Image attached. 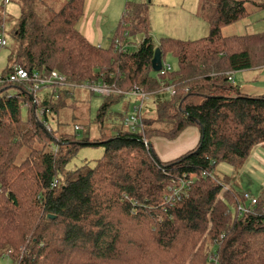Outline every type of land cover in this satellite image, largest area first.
I'll return each instance as SVG.
<instances>
[{"label":"trees","instance_id":"1","mask_svg":"<svg viewBox=\"0 0 264 264\" xmlns=\"http://www.w3.org/2000/svg\"><path fill=\"white\" fill-rule=\"evenodd\" d=\"M15 1L20 18L2 75L13 66L44 77L58 72L76 87L0 86V258L11 251L10 264H264L263 196L254 213L241 214L242 195L216 175L222 164L241 170L264 149V94L244 95L232 82L233 74L264 68V33L222 34L249 15L246 3L259 11L264 3L202 0L210 35L163 39V61L172 55L178 69L161 75L153 72L156 48L135 5L127 4L114 41L145 38L135 52H120L114 41L98 47L79 31L88 0H68L48 22L36 11L41 0ZM92 83L155 96L175 85L176 94L158 96L159 120L142 116L143 130L133 132L124 126L128 113L111 112L128 99L114 92L97 111L100 137L79 141L76 118L64 122L61 114L67 101L78 102L79 87ZM42 109L49 113L40 118ZM192 128L200 133L194 149L169 162L157 157L156 140L175 141ZM81 146H103L105 155L68 172ZM183 182H193L188 198L168 205L170 188Z\"/></svg>","mask_w":264,"mask_h":264},{"label":"rangeland","instance_id":"2","mask_svg":"<svg viewBox=\"0 0 264 264\" xmlns=\"http://www.w3.org/2000/svg\"><path fill=\"white\" fill-rule=\"evenodd\" d=\"M7 1L10 2L7 3ZM51 1L53 0H43L42 3L39 1L36 4V11L41 17V20L44 22H48L52 18V13L50 11L55 12L60 9L56 8V10H54V8H50ZM252 1L264 3V0ZM128 3L130 5H135L141 17L147 21L149 32L156 49H159L161 41L165 38L194 42L205 39L210 35V25L200 15V6H202V0H93L90 4L91 15H100L102 14V11H104L105 7H108L102 17L104 21L102 25L107 28L105 40L102 43L103 48H110L113 45V41L120 24L124 23L122 16L126 14V7ZM88 4L89 0L86 5V10ZM0 8H4V13H2L3 15H6L7 19L6 34L3 37L7 41V46H0V76H3V71H6L9 68L8 58L14 46L12 32L16 28L20 18L21 9L15 0H0ZM246 10L248 11L249 15L246 16L244 20H241L234 25L225 27L222 30V34L224 36H245L264 33V10L259 11V9L253 6L250 1L246 3ZM95 19L97 22L98 17ZM144 38V35H139L135 38L129 39V52H135L137 48H139ZM115 41L121 42L119 39ZM163 64L167 67H170L172 72L178 69L177 59L170 54L165 56ZM83 90L84 91L78 90L76 93L78 102H66V108L62 111L61 117L63 118L64 122L71 121L73 117L76 118L75 120L78 126L75 128L78 131L76 132L79 141L98 139L100 135L97 133L98 129L96 127L98 126L95 124V120L97 111L103 104L104 99L93 94L91 95L88 90ZM158 96L163 100L172 97L167 92V87H164ZM158 96L151 95L150 100L145 103L143 110L150 102H154L152 101L153 98ZM152 103H150L151 107ZM139 104L140 101L138 99L129 97L126 101L114 106L111 109V112H127L129 115H131L133 114L135 107H138ZM154 104L155 105L152 108L149 106L144 110L146 112L145 114L143 113V118L153 117V119L159 120V115L156 116L158 104ZM113 122L114 121L112 120V123ZM154 125L156 128L169 130V126L166 123H154ZM54 126L55 124L53 123V127ZM71 126H73L72 122ZM111 127L109 126L108 131H111ZM66 128H68V130L71 132L73 130L71 127ZM197 131L198 130H194L192 134H190V139H192L194 135H200L197 134ZM74 134H76L75 131ZM164 140L167 142L153 143L155 154L160 160L163 161L171 160L182 155L188 150L194 148L193 145L195 144L193 142L189 145H184L181 136L175 141H170L166 138H164ZM160 150L169 152L175 157L166 159L167 157L161 156ZM104 155L105 149L103 146H81L77 150L76 155L70 161L66 170L68 172H75L84 166L93 167ZM26 156L27 154H22L17 160L21 161L25 159ZM216 175L221 181H225L227 179L231 180L230 184H227L224 189L231 188L241 195L244 193H249L256 198L263 196L262 199L264 200V149L257 148L241 170H236L229 165L222 164L218 167ZM10 254L11 251H8L4 257L0 258V264H10Z\"/></svg>","mask_w":264,"mask_h":264},{"label":"built area","instance_id":"3","mask_svg":"<svg viewBox=\"0 0 264 264\" xmlns=\"http://www.w3.org/2000/svg\"><path fill=\"white\" fill-rule=\"evenodd\" d=\"M130 1V0H127ZM8 2V1H7ZM0 46H7V41L4 38H0ZM115 48L120 52H129V43L123 44L120 41H115ZM171 68L167 67L163 64L161 72L158 74L165 75L168 72H171ZM28 83L32 82L35 84V91H39L44 86H61V87H72L75 88L74 83H68L66 77L61 75L58 72H52L49 76L44 77L38 73H33L30 75L24 69L18 68L17 66H13V73L7 76H0V86L10 83ZM85 87V88H84ZM79 88H83L91 91L94 95L99 96L100 98L106 100L110 98V96L114 92H118L119 94L125 95V97H134L140 101L138 107H135L133 114L128 115L124 120V126L130 129L133 132L142 131L143 130V122H142V110L147 101L150 100L151 95L141 92L137 89L131 91L130 93H123L120 91L113 90L107 84H85ZM167 92L171 95H175V86L167 87ZM45 113H49V111L40 110L38 115L40 118H43ZM47 130L49 132L52 131V128L49 124H46ZM80 129V128H77ZM144 144L147 148H149V143L147 140H144ZM193 182H183L179 186H173L170 188V193L166 197V202L168 205L173 206L174 204L182 201L184 198H188L190 186ZM243 205L240 207L241 214H251L256 211L258 205V198L252 196L249 193H244L242 195ZM264 212V210H263Z\"/></svg>","mask_w":264,"mask_h":264},{"label":"crops","instance_id":"4","mask_svg":"<svg viewBox=\"0 0 264 264\" xmlns=\"http://www.w3.org/2000/svg\"><path fill=\"white\" fill-rule=\"evenodd\" d=\"M41 1L43 2V0H41ZM67 1L68 0H53L50 2L51 3L50 8L52 7V8H54V10H56V8L59 9ZM92 1L93 0H89V4L87 7L85 16H84L83 20L81 21L78 28H79V31L88 39L89 42H91L95 46L103 47L102 43L105 40L107 28H105V26L102 25V23L104 22L102 17H103V14H105L108 7L106 6L104 11H102V14H100V15L96 14V13H93V14H96L95 16L91 15L90 4ZM46 2H49V1H46ZM96 17H98L97 22L95 19ZM121 21H122V19H121ZM232 82H233L234 86L236 85V87H238L240 92L244 95L253 96V97L263 95L264 94V84H262V83H264V68L254 69V70H250V71H244V72L233 74ZM254 84H255V86H254ZM158 99H159V97H155L152 99V101H154L153 103L150 102V103H152V107L155 105L154 103H156V100H158ZM150 103L148 105H146L145 109L148 108L149 106H150V108H152ZM149 118H151V117H149ZM194 130H198V129H195V128L188 129L181 135L182 140H183L182 142L184 143V145H189L190 143H193V142L195 143L193 145L194 148L198 145V143L200 141V135L199 136L194 135L193 138L190 139V136H191L190 134H192V132ZM198 131H197V134H200V133H198ZM156 142H167V141H165L164 139H158L155 141V143ZM168 142H170V141H168ZM194 148H192V149H194ZM192 149H190V150H192ZM190 150H188V151H190ZM187 152H185V153H187ZM185 153H183L182 155H184ZM160 154L162 157H167L166 159H170L171 157H175V156L171 155L169 152H166L164 150H160ZM182 155H180V156H182ZM180 156H177L171 160H166V161L162 160V161L163 162H169V161H172L174 159L179 158Z\"/></svg>","mask_w":264,"mask_h":264},{"label":"water","instance_id":"5","mask_svg":"<svg viewBox=\"0 0 264 264\" xmlns=\"http://www.w3.org/2000/svg\"><path fill=\"white\" fill-rule=\"evenodd\" d=\"M163 67V55L160 49L155 50L154 58L152 60V69L154 73L161 72ZM51 219H54L55 217L50 216Z\"/></svg>","mask_w":264,"mask_h":264}]
</instances>
